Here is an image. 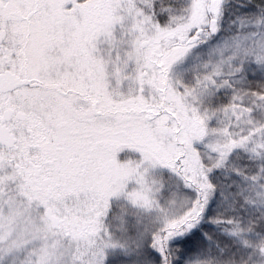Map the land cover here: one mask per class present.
<instances>
[{
    "label": "snow or ice",
    "instance_id": "6c2138e0",
    "mask_svg": "<svg viewBox=\"0 0 264 264\" xmlns=\"http://www.w3.org/2000/svg\"><path fill=\"white\" fill-rule=\"evenodd\" d=\"M0 264H264V0H0Z\"/></svg>",
    "mask_w": 264,
    "mask_h": 264
}]
</instances>
